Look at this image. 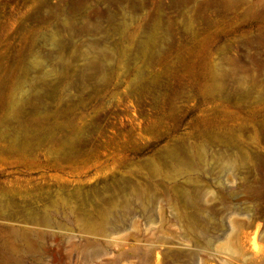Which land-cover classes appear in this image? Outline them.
Here are the masks:
<instances>
[{"label": "rangeland", "instance_id": "374dc122", "mask_svg": "<svg viewBox=\"0 0 264 264\" xmlns=\"http://www.w3.org/2000/svg\"><path fill=\"white\" fill-rule=\"evenodd\" d=\"M0 264H264V0H0Z\"/></svg>", "mask_w": 264, "mask_h": 264}]
</instances>
